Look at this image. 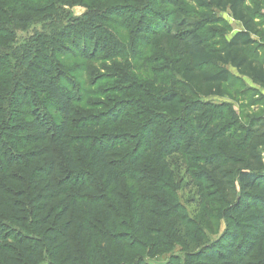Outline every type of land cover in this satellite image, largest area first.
Returning <instances> with one entry per match:
<instances>
[{
  "label": "trees",
  "instance_id": "16d2710c",
  "mask_svg": "<svg viewBox=\"0 0 264 264\" xmlns=\"http://www.w3.org/2000/svg\"><path fill=\"white\" fill-rule=\"evenodd\" d=\"M17 1L0 0V137L5 141L0 150H14L22 140L23 130L17 125L15 112L25 117L21 109L30 104L28 96H44L59 119L55 124L48 123L52 132L47 136L39 118H32L31 115L32 129L41 140L51 141L58 150L67 171V177L61 185L65 184L76 193L73 200L61 201L55 228L47 227L46 249L56 250L61 235L64 238L74 228L73 236L78 242H84L92 254L98 250L97 256L93 254L97 264H104L107 256L109 264H114V261L134 264L132 258H127L121 235H127L130 239L138 236L143 243L150 244L153 231L159 229V225L152 228L150 221L161 226L168 222L177 228H184L186 225L182 219L186 215L185 209L175 199V193L167 190L161 192L164 194L159 208L162 219L147 218L145 202H140L138 206L129 204L128 209L124 208L119 196L120 173L113 161L108 159L104 144L97 140L99 124L89 122L80 127L69 126L74 101L67 87L55 77L57 65L54 58L65 39V33L57 32L56 26L60 22L49 28L50 33L45 35V41L39 47H31L30 38L19 45L17 33L30 28V14L34 9L30 8L33 0H19L23 2L21 6L16 5ZM182 1L200 9L212 7L225 12L239 25V29L224 48L209 50L193 26L184 20L174 16L162 29L158 20L172 15L162 8L163 5H173L178 0H161L157 5L151 1L148 3L147 15H153L154 19L147 20L142 29L140 26L137 28V37L148 47H157L171 55L174 73L198 97L222 95L224 85L229 80V72L225 69L227 66L264 90V63L248 53V49L257 41L264 44V27L248 11L249 0ZM52 18L54 23L59 19L58 11ZM210 63L223 68L216 72L204 71V67ZM157 105L163 109V116H159L158 122L149 120L144 129V126L137 124L130 127L135 137L132 140L135 152L143 146L142 152L135 155L133 166L147 159L161 173L168 172L170 180L182 174L180 179L186 178L182 185L192 191L186 203L195 206V210L191 211L194 218L199 222V212L200 218L212 212L225 225V231L217 240L200 244L196 251L187 254L184 264H264V123L253 120L249 126L241 127L236 124L235 115L225 114L223 108H214L215 112L209 116L205 114V117L208 116L207 121L196 129L186 121L189 122L194 112L201 107L190 105L176 93L160 98ZM140 109L141 106L139 111L143 113ZM145 111L146 114L150 113L148 107ZM115 113L108 114L107 119L116 124L115 116L122 114V107L116 109ZM163 123L169 127L167 131H159L164 135L160 139L155 137V129L162 127ZM180 127L183 129L181 133ZM71 129H76L82 135V140H66L65 135ZM155 145L160 148L155 149ZM120 147L124 149V145ZM38 167L34 171L39 179L37 186L41 187L42 195L53 196L58 184L51 178L53 166L47 169ZM89 175L103 185L109 199L117 207L116 213L109 206V209H103L100 218L96 212V206L100 205L84 200L91 191L86 181ZM116 214H124L129 221L125 228L117 221ZM96 215L107 234L94 232L91 223L92 220L97 221ZM207 215L210 214L205 217ZM50 216L49 213L43 220L44 224L48 225ZM60 222L61 231L56 229ZM134 250L139 251L136 248ZM67 253L65 264H73L70 251L67 250ZM52 255L56 260L57 252ZM0 257H3L1 250ZM255 257L256 262L248 261Z\"/></svg>",
  "mask_w": 264,
  "mask_h": 264
},
{
  "label": "rangeland",
  "instance_id": "374dc122",
  "mask_svg": "<svg viewBox=\"0 0 264 264\" xmlns=\"http://www.w3.org/2000/svg\"><path fill=\"white\" fill-rule=\"evenodd\" d=\"M150 1L156 5L161 2L33 0L32 5L30 4V8L34 9L30 14V28L19 31L16 37L17 44L21 45L30 38L31 47L37 48L45 41V35L50 33L49 28L60 22L56 26L57 32L65 33V39L54 58L57 65L55 77L61 85L67 87L74 101L69 126L80 127L89 122L99 124L97 140L104 144L108 159L113 161L120 173L119 196L125 209H128L129 204L138 206L140 202H145L147 218L162 219L159 208L164 199V194L161 193L164 190L174 192L175 199L185 209L186 215L182 219L186 225L184 228H177L168 222L161 226L150 221L152 228L159 225V229L153 231L150 244L143 243L138 236L130 239L127 235H121L127 258H132L134 264H184L188 253L196 251L200 244L214 242L221 236L225 231L224 222L217 214L212 215V212L206 213L210 215L205 217V214L202 218L198 213L201 224L194 218L191 211L195 210V206L186 203L192 191L182 185L186 180L184 177L180 179L182 174H177L170 180L168 172L161 173L147 159L133 166L135 155L142 152L143 146L137 145L141 148L135 152L132 142L135 137L130 127L137 124L144 126V129L149 120L158 122L159 116H163V109L157 107L158 100L174 93L190 105L201 107L194 112L189 122L186 121L196 129L203 126L208 116L215 112L214 108H223L225 114L235 115L236 124L241 127L249 126L253 120L264 123V90L227 66L225 69L229 72V80L220 97L201 98L194 94L192 89L182 84L179 75L174 73L171 67L172 56L157 47H148L137 37V28L140 26L142 29L147 20L154 19L153 15H147ZM16 5L21 6L23 2L18 0ZM162 8L172 14L169 18L161 17L158 20L162 29L174 16L184 20L193 26L209 50L224 48L239 29V25L227 13L212 7L200 9L178 0L173 5H163ZM247 9L264 27V0H249ZM57 11L59 19L54 23L52 16ZM248 53L264 63V44L257 41L248 49ZM221 68L223 67L216 63H210L204 67V71L216 72ZM28 97L30 104L21 109L25 112V117L22 118L15 112L17 125L23 130L22 140L14 150H0V250L3 256L0 257V264H65L67 250L70 251V262L73 264H97L94 255H98V250L93 255L84 242H78L73 236L74 228L64 238L61 235L56 250L46 249L47 227L55 228L61 201L73 200L76 193L65 184L61 185L67 177V171L58 150L51 141L41 140L32 129L34 116L39 118L43 130L49 136L52 129L48 127V123H57L59 115L44 96ZM140 106L143 113L139 111ZM205 106L210 108L206 109ZM120 107L122 114L115 116L116 124L112 123L107 115L116 114L115 110ZM146 107L149 108V114H146ZM205 114L208 116L205 117ZM168 127L164 123L162 127H157L155 137L161 139L164 135L159 131H167ZM178 129L180 133L183 131L181 127ZM65 136L71 142L82 137L76 129H71ZM3 140L0 137V147L5 145ZM123 145L122 150L120 146ZM159 148L155 145V149ZM38 166L46 169L53 166L51 178L58 183L57 192L53 196L42 195L41 187L37 186L39 179L34 171ZM86 181L91 191L84 200L99 204V207L96 206L98 214L103 209H109V206L116 213L117 207L109 199L103 185L92 175ZM49 213L51 216L46 225L43 220ZM99 216L101 218V214ZM99 216L97 221L92 220L93 230L100 235L107 234L99 222ZM116 218L123 228L129 222L124 214H116ZM56 229H62L61 222ZM55 252L56 260L52 255ZM256 260L255 257L248 261ZM109 262L107 256L104 264ZM114 264L122 263L114 261Z\"/></svg>",
  "mask_w": 264,
  "mask_h": 264
}]
</instances>
